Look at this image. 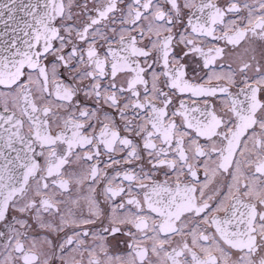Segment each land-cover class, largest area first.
I'll return each mask as SVG.
<instances>
[{
  "label": "snow or ice",
  "instance_id": "snow-or-ice-1",
  "mask_svg": "<svg viewBox=\"0 0 264 264\" xmlns=\"http://www.w3.org/2000/svg\"><path fill=\"white\" fill-rule=\"evenodd\" d=\"M0 25V264H264V0Z\"/></svg>",
  "mask_w": 264,
  "mask_h": 264
},
{
  "label": "flooded vegetation",
  "instance_id": "flooded-vegetation-1",
  "mask_svg": "<svg viewBox=\"0 0 264 264\" xmlns=\"http://www.w3.org/2000/svg\"><path fill=\"white\" fill-rule=\"evenodd\" d=\"M3 29V26L2 25H0V30H2Z\"/></svg>",
  "mask_w": 264,
  "mask_h": 264
}]
</instances>
